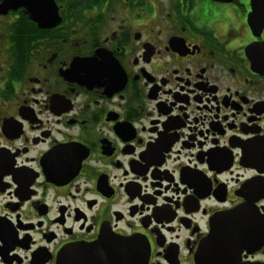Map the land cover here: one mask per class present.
I'll use <instances>...</instances> for the list:
<instances>
[{"label":"flooded vegetation","instance_id":"af4514ba","mask_svg":"<svg viewBox=\"0 0 264 264\" xmlns=\"http://www.w3.org/2000/svg\"><path fill=\"white\" fill-rule=\"evenodd\" d=\"M0 264H264V0H0Z\"/></svg>","mask_w":264,"mask_h":264}]
</instances>
